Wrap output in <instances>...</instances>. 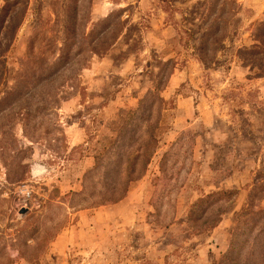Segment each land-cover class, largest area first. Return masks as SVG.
Wrapping results in <instances>:
<instances>
[{"label":"rangeland","instance_id":"rangeland-1","mask_svg":"<svg viewBox=\"0 0 264 264\" xmlns=\"http://www.w3.org/2000/svg\"><path fill=\"white\" fill-rule=\"evenodd\" d=\"M263 27L264 0H0V264H264Z\"/></svg>","mask_w":264,"mask_h":264},{"label":"trees","instance_id":"trees-1","mask_svg":"<svg viewBox=\"0 0 264 264\" xmlns=\"http://www.w3.org/2000/svg\"><path fill=\"white\" fill-rule=\"evenodd\" d=\"M261 30L264 32V27L261 28ZM239 53L240 54H245V55H250V56H258V57L261 56V57H263L264 56V39L261 38L259 40V44H258L256 50H241ZM253 64H255V63H253ZM257 69H258V71H263L264 70V66H261L260 64H258V68ZM151 128H152V126H149L147 128V132L151 133L152 132V129ZM148 138H149V140L151 142L152 139H153L152 134L149 135ZM149 140H148V142L144 143L143 145L137 147L136 148L137 151L134 154V156L132 158H130V159L127 160V163H128L129 168L132 169V167L136 163L137 166H138V169L135 172V174H133V176H130V173H132V172H129V173L125 174V179H124L125 180V187L123 188V190L121 191V193L119 194V196L113 197L112 195H110V196H104V195H102L99 198V200L92 201L89 204V206H86L85 208H89L90 205H91V207H93V206H95V207H97V206H103V205H106V204H109V203H114V202H116V201H118V200L121 199V197L127 192V185L129 183L133 182L134 180H136L138 177H140L142 175V173L146 169V166H147V164L149 162V155H150V152H148L149 150H147L148 145H149ZM98 167H99V161L94 166V169H97ZM133 173H134V170H133ZM84 191H85V187H83V189H82V192L83 193H84ZM208 197L210 198V196H208Z\"/></svg>","mask_w":264,"mask_h":264},{"label":"bare ground","instance_id":"bare-ground-1","mask_svg":"<svg viewBox=\"0 0 264 264\" xmlns=\"http://www.w3.org/2000/svg\"><path fill=\"white\" fill-rule=\"evenodd\" d=\"M40 170V168L34 169L33 173H37Z\"/></svg>","mask_w":264,"mask_h":264},{"label":"crops","instance_id":"crops-1","mask_svg":"<svg viewBox=\"0 0 264 264\" xmlns=\"http://www.w3.org/2000/svg\"><path fill=\"white\" fill-rule=\"evenodd\" d=\"M81 212H82V211H81ZM60 237H61V235H60V236L58 235V236L56 237V239L58 240ZM57 240H56V241H57Z\"/></svg>","mask_w":264,"mask_h":264}]
</instances>
